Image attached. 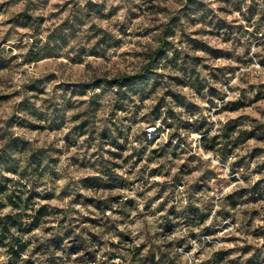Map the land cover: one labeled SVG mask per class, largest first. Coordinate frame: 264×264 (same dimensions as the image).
<instances>
[{"label":"clouds","instance_id":"obj_1","mask_svg":"<svg viewBox=\"0 0 264 264\" xmlns=\"http://www.w3.org/2000/svg\"><path fill=\"white\" fill-rule=\"evenodd\" d=\"M0 188V264H264V0H0Z\"/></svg>","mask_w":264,"mask_h":264},{"label":"rangeland","instance_id":"obj_2","mask_svg":"<svg viewBox=\"0 0 264 264\" xmlns=\"http://www.w3.org/2000/svg\"><path fill=\"white\" fill-rule=\"evenodd\" d=\"M242 135H247V134H242ZM4 191H6V188H0V192H4ZM9 199L11 200L12 197H9ZM17 199H19V198L17 197ZM225 255H226V253L217 254L218 259L216 260V264H221V262L223 261V258H224ZM140 264H146V262L141 260ZM229 264H235V262H229ZM250 264H251V262H250Z\"/></svg>","mask_w":264,"mask_h":264},{"label":"trees","instance_id":"obj_3","mask_svg":"<svg viewBox=\"0 0 264 264\" xmlns=\"http://www.w3.org/2000/svg\"><path fill=\"white\" fill-rule=\"evenodd\" d=\"M131 86H133V85L130 84L129 87H131ZM2 223H4V222L3 221H0V224H2Z\"/></svg>","mask_w":264,"mask_h":264}]
</instances>
